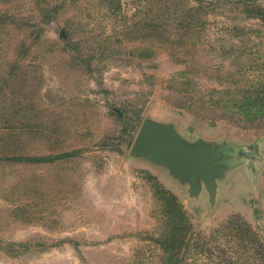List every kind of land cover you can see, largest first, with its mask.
<instances>
[{"label": "rangeland", "instance_id": "rangeland-1", "mask_svg": "<svg viewBox=\"0 0 264 264\" xmlns=\"http://www.w3.org/2000/svg\"><path fill=\"white\" fill-rule=\"evenodd\" d=\"M205 1L203 42L174 56L142 42L143 20L156 14L143 0H0V264H158L154 184L165 177L128 144L147 118L183 117L197 133L257 149L262 159L231 170L215 203L168 185L196 233L207 238L240 214L264 241V119L209 102L222 106L264 80V24L226 0ZM145 48L155 55L140 58ZM64 152L75 153L8 159ZM196 262L210 264L205 254Z\"/></svg>", "mask_w": 264, "mask_h": 264}, {"label": "trees", "instance_id": "trees-1", "mask_svg": "<svg viewBox=\"0 0 264 264\" xmlns=\"http://www.w3.org/2000/svg\"><path fill=\"white\" fill-rule=\"evenodd\" d=\"M145 9L155 10V18H144L141 25L142 42H151L157 47H168L175 55H180L184 45H200L201 34L207 30L206 17L211 10L212 2L199 0L200 6H191L188 0H143ZM235 4L240 12L249 19H258L264 24V6L259 0H226ZM211 7V8H210ZM243 37L244 34H237ZM149 39V40H147ZM170 44H176L171 48ZM185 53V52H184ZM155 51L143 49L139 57L149 59ZM184 55L187 56L185 53ZM186 61V58L179 59ZM230 99L222 98L226 104L218 105L220 100H209L212 106L239 109L236 113L247 121L264 119V80L253 84H243ZM216 93L229 95L231 91L213 90ZM212 102V103H211ZM231 103V105L227 104ZM203 107H206L203 105ZM201 108V107H200ZM193 111L195 115L196 111ZM225 118V115H218ZM124 119L123 115L120 116ZM211 119V118H209ZM241 119V118H240ZM128 144L134 139L129 136ZM75 152H64L55 155H12L8 159L15 162L46 163L69 158ZM154 195L160 204L164 219L163 228L156 238L161 248L158 264H198L200 255H208L210 264H264V241L253 226L240 214L230 216L225 222L211 231L209 237L196 233L194 224L185 206L177 194L161 180L155 179ZM28 244V243H27ZM26 246V244H21ZM27 247V246H26ZM218 251L215 258L214 251Z\"/></svg>", "mask_w": 264, "mask_h": 264}, {"label": "water", "instance_id": "water-1", "mask_svg": "<svg viewBox=\"0 0 264 264\" xmlns=\"http://www.w3.org/2000/svg\"><path fill=\"white\" fill-rule=\"evenodd\" d=\"M177 120L145 119L129 155L162 167V176L186 186L191 197L198 198L207 191L210 202H217L219 183L228 181L231 170L242 164L252 166L253 159H262L256 148L232 141L218 142L204 132H195L190 138L178 130Z\"/></svg>", "mask_w": 264, "mask_h": 264}, {"label": "crops", "instance_id": "crops-1", "mask_svg": "<svg viewBox=\"0 0 264 264\" xmlns=\"http://www.w3.org/2000/svg\"><path fill=\"white\" fill-rule=\"evenodd\" d=\"M176 122H177L176 124H177L178 130L182 134L188 135L191 138V135L196 132L195 129L193 130L192 128L189 127V125L187 124L186 120L183 119V117H181V119L177 120ZM199 131L205 133V131H203V130H199ZM161 180L164 182V184L167 187L170 188V186L168 184L171 183V181H167V179H165V178L164 179L161 178ZM171 184L174 185L173 183H171Z\"/></svg>", "mask_w": 264, "mask_h": 264}]
</instances>
